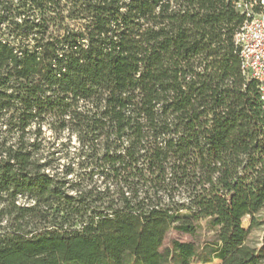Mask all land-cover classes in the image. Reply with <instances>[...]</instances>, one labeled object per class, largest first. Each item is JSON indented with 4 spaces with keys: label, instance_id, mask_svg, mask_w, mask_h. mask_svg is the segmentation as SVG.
<instances>
[{
    "label": "trees",
    "instance_id": "trees-1",
    "mask_svg": "<svg viewBox=\"0 0 264 264\" xmlns=\"http://www.w3.org/2000/svg\"><path fill=\"white\" fill-rule=\"evenodd\" d=\"M261 2L0 0V264H264Z\"/></svg>",
    "mask_w": 264,
    "mask_h": 264
},
{
    "label": "built area",
    "instance_id": "built-area-1",
    "mask_svg": "<svg viewBox=\"0 0 264 264\" xmlns=\"http://www.w3.org/2000/svg\"><path fill=\"white\" fill-rule=\"evenodd\" d=\"M259 15L247 14L250 21L245 22L236 43L241 48L240 58L244 71L249 78L254 79L264 100V1Z\"/></svg>",
    "mask_w": 264,
    "mask_h": 264
},
{
    "label": "rangeland",
    "instance_id": "rangeland-1",
    "mask_svg": "<svg viewBox=\"0 0 264 264\" xmlns=\"http://www.w3.org/2000/svg\"><path fill=\"white\" fill-rule=\"evenodd\" d=\"M263 1L264 0H262L261 5ZM245 9H247L246 6ZM64 162L66 161L62 159V164ZM257 216L259 220L264 221V212L259 213ZM243 225L246 230H249L250 217H247L243 220ZM263 235H264V225H260L250 231L248 235L247 243L252 247L261 248ZM175 237H177L175 233L169 236L162 250H164L169 245V240ZM214 239H215V233L213 231L208 230L205 222L203 223L202 229L199 231L198 235L195 238H190V237L181 238L182 241H195L196 244H198L199 246H203L205 243L211 242ZM124 264H140V263H138L133 257L127 256L125 258ZM190 264H220V262L218 260H214L213 262L205 263L201 260L200 256H196L191 260Z\"/></svg>",
    "mask_w": 264,
    "mask_h": 264
}]
</instances>
